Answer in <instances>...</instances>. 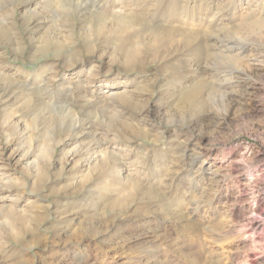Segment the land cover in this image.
<instances>
[{"label": "rangeland", "instance_id": "obj_1", "mask_svg": "<svg viewBox=\"0 0 264 264\" xmlns=\"http://www.w3.org/2000/svg\"><path fill=\"white\" fill-rule=\"evenodd\" d=\"M78 1L0 0V264H264V0Z\"/></svg>", "mask_w": 264, "mask_h": 264}, {"label": "bare ground", "instance_id": "obj_2", "mask_svg": "<svg viewBox=\"0 0 264 264\" xmlns=\"http://www.w3.org/2000/svg\"><path fill=\"white\" fill-rule=\"evenodd\" d=\"M161 1H163V0H128V2H126L125 4H124V6L123 5H121V6H123L125 9H127V10H129V11H133V12H142L143 13V15L144 16H146L147 18L149 17V18H151V20H157V21H163L162 19H164L165 17L167 18V19H172L174 22H177V20H176V18L174 17V16H176V15H178L177 14V12H178V10H179V8L174 4V2H171L170 4H166V6L164 7V8H162V9H158L160 6V3H161ZM87 0H86V2H85V0H84V2L81 0V2H79L78 1V3L76 4V6H77V8H79V9H81V11L83 12V11H86V10H90L89 8H87ZM99 2H101V0H99ZM98 2V3H99ZM89 3V2H88ZM95 3V2H94ZM98 3L96 4V5H98ZM93 4V3H92ZM102 4V3H101ZM89 6V5H88ZM93 6V5H92ZM101 7V6H100ZM100 7H98V8H100ZM111 10H113L114 8H117L118 7V9L119 8H121L120 6H116V5H114V4H111ZM103 8V7H102ZM97 10V9H96ZM182 10V9H181ZM183 10H188V7H184L183 8ZM80 12V11H79ZM120 12V11H119ZM154 12V13H153ZM156 12V13H155ZM185 12V11H184ZM189 14H192V13H189ZM179 15H180V12H179ZM193 16H196V15H193ZM214 17H215V14L214 15H212L211 16V18L212 19H214ZM182 18V17H181ZM180 20V19H179ZM196 22H198V20H197V18H191V19H188L187 17H186V19L185 20H180V21H178V23L180 24V25H188V26H193ZM126 38V37H125ZM73 47V46H72ZM71 47V48H72ZM67 53V52H66ZM67 57V56H66ZM60 63V62H59ZM18 70V69H17ZM41 70H53L55 73L54 74H50L47 78L44 76V77H42L40 74H39V72L38 73H35V75H36V77H37V79L40 77L41 78V81H40V83H43V82H47V84H46V87L43 89V90H46V89H48V88H52L53 86H56L57 84H59L58 82H57V73H58V71H56V68L54 67H52L51 65H44V66H42V68H41ZM34 72V71H33ZM79 72H81V70H79ZM45 73V72H44ZM219 73V72H218ZM31 75V74H30ZM89 77L87 78V80L85 81V82H79L80 84H82L84 87H90V88H92V90L94 91V90H97L98 89V86H97V84L98 83H96V82H90V80H91V77L93 76V72H92V70L90 69L89 70V72H88V74H87ZM64 77H67V75H64ZM69 77V76H68ZM85 78V77H84ZM85 80V79H84ZM35 81H36V79L35 78H33V80H32V77H27V79H26V82H27V86L26 87H29V85L31 86V85H36V83H35ZM115 82H117V80H115ZM77 83H78V81L76 80V84H74V85H77ZM59 85H62L61 83L59 84ZM115 85V83H112V86H114ZM63 86V85H62ZM77 86H79V84L77 85ZM112 86H110V89H112L113 87ZM68 87V86H67ZM83 87V88H84ZM62 88H65V86H63ZM80 88V87H79ZM86 88L85 89H83L84 91H83V94H81V95H83L82 96V100H83V102L85 103V104H87V105H95V104H97L95 101H93V99L94 98H92V97H89V96H87V95H85V93H86ZM109 88V86L108 87H105V89H104V91H102L101 93H110V90H107ZM51 90V89H50ZM34 92V91H33ZM39 93V92H38ZM91 93V92H90ZM116 96H117V94H115ZM50 96V95H49ZM113 94H111L110 96H105L104 98H103V100H104V102L105 103H107L105 100H107V101H112V98H113ZM124 96V95H123ZM7 98V97H6ZM96 100V99H95ZM102 104V103H101ZM101 104H99V105H101ZM112 104V103H111ZM113 105V104H112ZM101 108H106V109H108V107H110V105L108 106L107 104H105V105H102V106H100ZM108 114V113H107ZM110 114V113H109ZM115 119V118H114ZM76 126V125H75ZM73 127V126H72ZM77 127V126H76ZM93 130V129H92ZM88 133V132H87ZM106 133V132H105ZM88 135H89V133H88ZM92 135V134H91ZM100 135V133H98L97 131H95L94 132V136L96 137V136H99ZM104 135V134H103ZM87 136V135H86ZM101 136V135H100ZM102 137V136H101ZM109 137V136H108ZM108 137H107V135H104L103 136V138H104V141L105 140H107L108 139ZM118 137V136H117ZM110 138V137H109ZM115 139H116V137H115ZM94 140H95V138H94ZM96 143V142H95ZM97 144H98V146L100 145V141L99 140H97ZM106 144V143H105ZM97 146V145H96ZM103 150V149H102ZM105 150V149H104ZM98 152H100V151H98ZM29 156V155H28ZM127 156V155H126ZM103 157V156H102ZM108 157V156H107ZM29 158V157H28ZM94 160V159H93ZM125 160V159H124ZM123 160V161H124ZM89 162V161H88ZM120 163V162H119ZM122 163V162H121ZM127 164H130L131 165V161H128L127 160V162H126ZM123 165V164H122ZM122 165H120V166H114V167H111V168H109L108 170H106V172L102 175V176H100L99 177V181H98V183H96L95 185H93V187H91V188H88L87 190H86V193H88V194H94L96 191H98V192H100V190H102L101 189V187H99L101 184H103V183H109V182H113V183H117V182H120V181H122V180H124L125 178H127V177H125V176H123V173H129L130 172V170H128V169H126V168H123V166ZM157 165H158V163H154L153 164V169L155 168V167H157ZM110 166H111V164H110ZM205 169V168H204ZM135 172H136V174H140L141 172H140V170H139V168H135V170H134ZM152 173V172H151ZM125 175V174H124ZM157 176V174L155 175L154 173H152L151 174V179H153V178H155ZM140 177V176H139ZM0 181H1V179H0ZM126 181V180H125ZM2 182V181H1ZM3 186V185H2ZM105 186V185H104ZM111 186V185H110ZM115 186V185H114ZM130 186V185H129ZM128 186V187H129ZM119 187V186H118ZM0 188H1V186H0ZM109 188V187H108ZM122 188V187H121ZM107 189V188H106ZM123 189V188H122ZM0 194H2V193H0ZM4 194V193H3ZM0 195V200H3V203H5V200L7 199L6 197H8V196H5V195ZM95 196V195H94ZM98 197V196H97ZM11 202H15V201H11ZM3 205V204H2ZM17 205V204H16ZM15 205V206H16ZM13 206V205H12ZM17 207V206H16ZM15 207V208H16ZM76 239V238H75ZM76 248V247H75ZM80 250V249H79ZM82 250V249H81ZM68 253H72L73 255H72V257L73 258H76V259H78V260H80L81 259V257L79 256L78 257V254H80V253H78V250H77V248L76 249H74V248H70V250L67 252V254ZM82 254V253H81ZM84 255V254H83ZM82 255V256H83ZM65 256V255H64ZM70 257V256H69ZM144 259H145V261H147V260H152V259H154V255L152 254V252H149V253H147L145 256H144ZM81 261V260H80ZM157 261V260H156ZM155 263V262H154ZM132 264V263H131Z\"/></svg>", "mask_w": 264, "mask_h": 264}]
</instances>
